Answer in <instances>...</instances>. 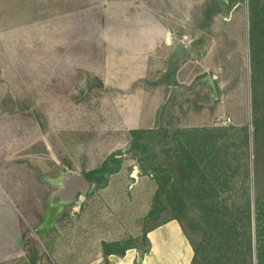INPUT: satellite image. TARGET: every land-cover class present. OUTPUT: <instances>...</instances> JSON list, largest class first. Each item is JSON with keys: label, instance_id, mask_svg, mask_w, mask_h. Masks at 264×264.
Returning a JSON list of instances; mask_svg holds the SVG:
<instances>
[{"label": "rangeland", "instance_id": "1", "mask_svg": "<svg viewBox=\"0 0 264 264\" xmlns=\"http://www.w3.org/2000/svg\"><path fill=\"white\" fill-rule=\"evenodd\" d=\"M250 70L248 0H0V264H86L140 235L156 184L129 131L251 124ZM111 156L94 190L83 173ZM170 232L157 262L184 256Z\"/></svg>", "mask_w": 264, "mask_h": 264}, {"label": "trees", "instance_id": "2", "mask_svg": "<svg viewBox=\"0 0 264 264\" xmlns=\"http://www.w3.org/2000/svg\"><path fill=\"white\" fill-rule=\"evenodd\" d=\"M248 8L251 124L130 130L127 152L144 163L141 174L156 191L141 234L102 242L104 258L130 249L148 254V233L176 221L192 247L191 264H264V0H248ZM220 12L210 9L209 16ZM120 168L111 156L83 176L98 190ZM166 213L168 219L147 227Z\"/></svg>", "mask_w": 264, "mask_h": 264}, {"label": "crops", "instance_id": "3", "mask_svg": "<svg viewBox=\"0 0 264 264\" xmlns=\"http://www.w3.org/2000/svg\"><path fill=\"white\" fill-rule=\"evenodd\" d=\"M168 16H170V15H168ZM154 17H155V22H154L153 26H154V29L156 31L165 32L164 34L167 36L168 32L175 30L172 26L169 25L171 22H169V20L167 18L164 19L163 15L161 16L160 14L156 13L154 15ZM170 21H172V20H170ZM170 41H171V38H170ZM169 44H170L169 40L167 38H165L164 42L159 46H161V47L162 46H168ZM182 45H184L187 48L186 43H182ZM77 186H79V187L75 188L74 191L71 189H67V188H65L66 190H64V188L62 190H60L61 196H63L64 200H68V199L72 198V196L76 195L79 192V191L76 192L77 189H83L81 181H78ZM85 186H86V184H85ZM69 192H71L70 196H69ZM169 228L172 231L170 233H172V234L176 233V234H173V236H175V239H177L179 237V239H177V241L183 245V249H184L183 251L185 253H184V256L181 259L180 263L178 260L176 261L173 259H168V257L162 258L163 253H161V252H160V255L158 257V260L162 263L157 262V258H156L157 245H158V243H160L162 241V239L163 240L168 239L167 231ZM14 229L16 231V236H17L19 234L17 221H16V224L14 226ZM2 234L3 233H0V249L4 246L3 245L4 240L8 238L7 236L4 237ZM12 238H13V236H12ZM123 238L124 237H119V239H114L113 241H119V240H122ZM147 238L150 242V252L148 254L140 256V253L136 249H130V250H127L123 256L110 255L107 258H104L101 255L99 259L92 261L90 263H86V264H163V262H165L166 260H168L170 264H191V261H192L193 256H194L193 250L190 247L186 237L183 235V233L180 229V226L176 221H170L169 223H166L165 225L149 232L147 235ZM8 243H9V241L6 240L5 244H8ZM169 256H171V255H169ZM169 258H171V257H169Z\"/></svg>", "mask_w": 264, "mask_h": 264}, {"label": "water", "instance_id": "4", "mask_svg": "<svg viewBox=\"0 0 264 264\" xmlns=\"http://www.w3.org/2000/svg\"><path fill=\"white\" fill-rule=\"evenodd\" d=\"M76 181V180H75ZM72 182V181H69L68 183H67V186H65V188L67 187V189H75L76 188V186H77V184H76V182ZM86 184V183H85Z\"/></svg>", "mask_w": 264, "mask_h": 264}, {"label": "built area", "instance_id": "5", "mask_svg": "<svg viewBox=\"0 0 264 264\" xmlns=\"http://www.w3.org/2000/svg\"><path fill=\"white\" fill-rule=\"evenodd\" d=\"M228 121H230V120H228Z\"/></svg>", "mask_w": 264, "mask_h": 264}]
</instances>
